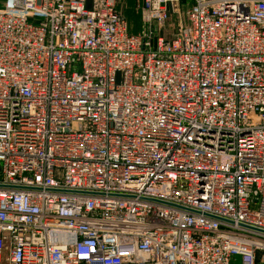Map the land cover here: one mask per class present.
<instances>
[{"label": "built area", "instance_id": "obj_1", "mask_svg": "<svg viewBox=\"0 0 264 264\" xmlns=\"http://www.w3.org/2000/svg\"><path fill=\"white\" fill-rule=\"evenodd\" d=\"M180 1L4 0L0 264H256L264 0Z\"/></svg>", "mask_w": 264, "mask_h": 264}, {"label": "crops", "instance_id": "obj_2", "mask_svg": "<svg viewBox=\"0 0 264 264\" xmlns=\"http://www.w3.org/2000/svg\"><path fill=\"white\" fill-rule=\"evenodd\" d=\"M3 2L4 0H0L1 6ZM128 2L129 0H117L118 10L128 22L129 32L132 34H138L142 27L140 14L138 12V7L141 4V0H130V5L128 4ZM154 29H156L155 26Z\"/></svg>", "mask_w": 264, "mask_h": 264}, {"label": "rangeland", "instance_id": "obj_3", "mask_svg": "<svg viewBox=\"0 0 264 264\" xmlns=\"http://www.w3.org/2000/svg\"><path fill=\"white\" fill-rule=\"evenodd\" d=\"M130 0L128 4L130 5ZM192 0H181L179 4V10L177 13L172 14L170 24L166 25L165 30H161L162 35L174 34L177 30L179 21H185V11L191 5ZM1 6V5H0ZM121 80L120 76H117V83ZM256 264H264V252H258Z\"/></svg>", "mask_w": 264, "mask_h": 264}]
</instances>
